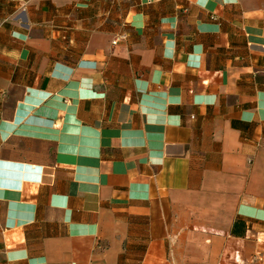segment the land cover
<instances>
[{"label":"crops","instance_id":"1","mask_svg":"<svg viewBox=\"0 0 264 264\" xmlns=\"http://www.w3.org/2000/svg\"><path fill=\"white\" fill-rule=\"evenodd\" d=\"M0 264H264V0H0Z\"/></svg>","mask_w":264,"mask_h":264},{"label":"built area","instance_id":"2","mask_svg":"<svg viewBox=\"0 0 264 264\" xmlns=\"http://www.w3.org/2000/svg\"><path fill=\"white\" fill-rule=\"evenodd\" d=\"M126 37L125 35L120 36L119 38H116L113 40V44H117L120 38Z\"/></svg>","mask_w":264,"mask_h":264}]
</instances>
